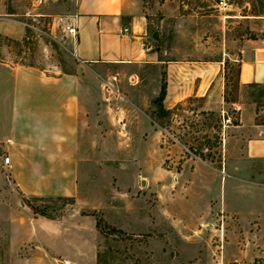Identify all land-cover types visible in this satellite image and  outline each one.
<instances>
[{
    "label": "crops",
    "instance_id": "crops-1",
    "mask_svg": "<svg viewBox=\"0 0 264 264\" xmlns=\"http://www.w3.org/2000/svg\"><path fill=\"white\" fill-rule=\"evenodd\" d=\"M66 8L60 15H75L78 27L76 44L67 38L69 70L13 62L12 51H0V146L9 157L0 166L12 186L0 219L15 264H100L97 218L135 235L161 218L190 234L200 222L229 214L243 228L260 220L264 233V93L246 91L264 89V38L212 41L205 15L152 24L140 0H67ZM25 34L23 20L0 14L1 36L21 42ZM234 61L238 90L227 100V65ZM114 72L127 97L124 125L103 89ZM130 75L139 82L129 85ZM162 78L170 122L191 98L200 100L198 111L219 117V128L222 110L232 116L221 128L218 161L186 158L175 173L162 167L172 158L160 149L152 117ZM33 197L72 203L47 217L24 203Z\"/></svg>",
    "mask_w": 264,
    "mask_h": 264
},
{
    "label": "rangeland",
    "instance_id": "rangeland-1",
    "mask_svg": "<svg viewBox=\"0 0 264 264\" xmlns=\"http://www.w3.org/2000/svg\"><path fill=\"white\" fill-rule=\"evenodd\" d=\"M218 1L140 0V4L152 24L163 19V23L170 26L174 20L182 21L188 14L194 15V18L205 15L201 17L206 21L205 37H210L212 41H220L224 37L264 38V0H225L226 5L221 8L217 6ZM66 7L67 0H0V14L13 13L14 18L35 23L42 31L26 27L21 42L0 35V51H12L10 61L13 62L48 69L58 65L63 70H69L73 56L67 38L59 29H50L52 19L64 14ZM166 8L172 11L167 12ZM168 14L170 17H166ZM237 64L234 61L227 65L228 87L224 94L227 100L234 99L238 90ZM246 91L252 96L264 93V89L260 88ZM200 105L197 98L184 101L175 111V122H170L168 115L156 114L152 117L159 131L168 130L201 160L218 161L219 148L223 145L219 117L212 112L198 111ZM161 135L160 132L159 145L164 156L170 154L175 158L173 161L172 158H164L162 167L179 172L183 160L190 158V155L182 152L180 146L173 145L170 139L162 144ZM170 150V153L167 152ZM4 156L5 152L0 146V160ZM9 179L5 169L0 166V181L7 182L4 185L5 195H0V202L10 201L7 190L12 186ZM30 200L38 212L52 217L62 215L69 205L57 198ZM216 218L213 216L207 220V225L200 222L197 224L199 229L194 228L195 232L190 234L179 233L161 218H158L156 227L146 234L118 233L102 227L98 240L100 264H264V233L260 230V220L254 219L249 222V228H243L242 222L234 216L229 217V214ZM5 228L6 221L0 219V264H15L13 259L16 253L7 250Z\"/></svg>",
    "mask_w": 264,
    "mask_h": 264
},
{
    "label": "built area",
    "instance_id": "built-area-1",
    "mask_svg": "<svg viewBox=\"0 0 264 264\" xmlns=\"http://www.w3.org/2000/svg\"><path fill=\"white\" fill-rule=\"evenodd\" d=\"M226 5L225 0H219L217 2L218 8H221ZM33 17V16H32ZM36 17L37 14H36ZM24 26L32 30H38L42 32L39 27L35 23L24 22ZM50 29H59L66 38L70 39L71 44H76L77 36H78V27L76 25L75 15H58L52 19ZM127 31V28L123 29ZM126 81L129 85L133 86L139 82V78L136 75H130L126 78ZM122 75L119 72H114L110 74L103 81V89L107 94L106 100L109 102L110 108L113 110L115 114V120L118 124L124 125V107L123 103L127 101V97L125 92L121 88ZM174 120V116L172 118ZM233 123V118L226 110L221 111V128H225V126H229ZM162 144L165 143L167 139H170L173 145H178L181 147L182 152L188 153L190 158L200 160L198 156H196L189 148L180 143L179 139L170 133L168 130L160 129ZM10 140H7L9 142ZM3 165L9 164V157L4 156L2 159ZM235 264H245L243 262H235Z\"/></svg>",
    "mask_w": 264,
    "mask_h": 264
},
{
    "label": "trees",
    "instance_id": "trees-1",
    "mask_svg": "<svg viewBox=\"0 0 264 264\" xmlns=\"http://www.w3.org/2000/svg\"><path fill=\"white\" fill-rule=\"evenodd\" d=\"M164 95H165V81H164V78H162V84H161L160 92H159L158 96L155 99V104H156V107H157L156 112H157L158 116H163V115L166 114L165 110H163V108H162V101H163ZM32 199H41V198L33 197ZM57 199L62 200L65 203H72V199L71 198H61V197H59ZM24 203L26 205H28L35 214H39V215H43V216H47V217H52V216H49V215H47L45 213L38 212L36 207L32 204V201L30 200V198H28V199L24 198ZM96 227L98 228L99 231H101V229L103 227V228L112 230L114 232L123 233L121 230H118V229L110 226L106 222H104L101 218H97Z\"/></svg>",
    "mask_w": 264,
    "mask_h": 264
},
{
    "label": "water",
    "instance_id": "water-1",
    "mask_svg": "<svg viewBox=\"0 0 264 264\" xmlns=\"http://www.w3.org/2000/svg\"><path fill=\"white\" fill-rule=\"evenodd\" d=\"M105 96H107L106 92H105Z\"/></svg>",
    "mask_w": 264,
    "mask_h": 264
}]
</instances>
